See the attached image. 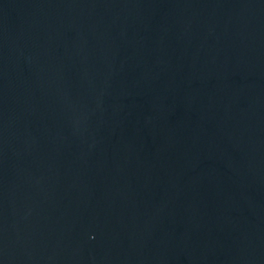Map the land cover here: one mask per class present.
<instances>
[{"label":"water","instance_id":"water-1","mask_svg":"<svg viewBox=\"0 0 264 264\" xmlns=\"http://www.w3.org/2000/svg\"><path fill=\"white\" fill-rule=\"evenodd\" d=\"M0 264H264V0H0Z\"/></svg>","mask_w":264,"mask_h":264}]
</instances>
